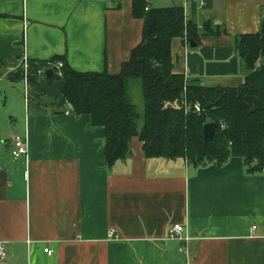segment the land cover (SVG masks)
<instances>
[{"label": "crops", "instance_id": "obj_1", "mask_svg": "<svg viewBox=\"0 0 264 264\" xmlns=\"http://www.w3.org/2000/svg\"><path fill=\"white\" fill-rule=\"evenodd\" d=\"M132 1L0 0V264H264V170L249 175L240 158L200 168L146 159L137 138L108 169L103 127L73 113L63 82L24 79V54L118 74L142 40ZM144 1L183 7L199 34L195 48L186 35L172 40L174 73L210 88L242 84L235 44L260 31L263 0ZM14 136L28 138L26 159L12 157ZM173 224L187 242L168 238Z\"/></svg>", "mask_w": 264, "mask_h": 264}, {"label": "trees", "instance_id": "obj_2", "mask_svg": "<svg viewBox=\"0 0 264 264\" xmlns=\"http://www.w3.org/2000/svg\"><path fill=\"white\" fill-rule=\"evenodd\" d=\"M132 5L133 17L143 20L142 40L118 74L79 73L64 66L61 78L46 77L63 82L61 94L75 115H87L94 127H103L106 167L128 157L130 142L137 138L146 159H181L200 168L222 167L230 158H240L247 174L263 171L264 24L235 44L244 67L242 84L210 88L199 78L173 72L172 40L186 35L189 44L199 38L196 27L184 18L183 7L151 9L144 0H133ZM61 60L54 57L50 63ZM47 64L30 63L28 80L38 78V70H47ZM18 76L22 78V71ZM135 81L140 82L142 115L129 92ZM195 105L200 106L199 114ZM208 123L217 125L212 141L202 132Z\"/></svg>", "mask_w": 264, "mask_h": 264}, {"label": "built area", "instance_id": "obj_3", "mask_svg": "<svg viewBox=\"0 0 264 264\" xmlns=\"http://www.w3.org/2000/svg\"><path fill=\"white\" fill-rule=\"evenodd\" d=\"M180 1L183 3H192L195 6H197V8H199V9L203 8L206 4L204 2L205 0H180ZM263 4H264V2H263ZM147 10H148V7L146 8V11ZM47 65L49 66V68H47V70L52 71V76L55 75L58 78L62 77V69L65 66L62 61H56L53 64L48 63ZM22 66H23V71H24V79L26 80V75L30 69V63H29L27 56L25 54H24V58L22 61ZM45 72H46V70L39 69L37 76H39V75L44 76ZM182 105H183V107L188 108V105H186L185 100L182 101ZM193 108H194V111L199 114L200 106L195 105ZM11 139H12V143H11L10 153H11L12 157L14 159H21V158L26 159L27 154H28L27 153L28 138L14 136ZM253 231H255L254 227L250 229V233L252 234ZM167 236L172 241L178 240L182 243H185L188 241V238L186 236H184V227L181 224H173V226L169 229ZM107 237L110 239H116L117 238L116 237V231L110 230L108 232ZM178 250H180L181 253H183L186 257H188L187 252L183 249V246L180 247ZM44 252L46 254H48L49 256L52 255L51 250H49L48 248L44 249ZM6 258H7V255H6V251H5V245L0 242V261H5Z\"/></svg>", "mask_w": 264, "mask_h": 264}, {"label": "rangeland", "instance_id": "obj_4", "mask_svg": "<svg viewBox=\"0 0 264 264\" xmlns=\"http://www.w3.org/2000/svg\"><path fill=\"white\" fill-rule=\"evenodd\" d=\"M129 92L131 95L133 105L136 106L139 114L142 115L143 106H142V97L140 92V82L139 81L132 82L129 86ZM140 125H141V121H140Z\"/></svg>", "mask_w": 264, "mask_h": 264}, {"label": "water", "instance_id": "obj_5", "mask_svg": "<svg viewBox=\"0 0 264 264\" xmlns=\"http://www.w3.org/2000/svg\"><path fill=\"white\" fill-rule=\"evenodd\" d=\"M189 47L195 48V44L192 41H190ZM45 75H46L47 78H50L52 76V71L51 70H47L45 72ZM216 127H217L216 123H208V124H205L203 126V131L202 132L204 133L205 140H210V141L213 140V137L215 135Z\"/></svg>", "mask_w": 264, "mask_h": 264}]
</instances>
